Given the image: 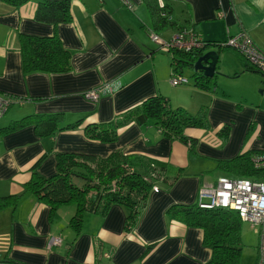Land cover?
<instances>
[{"label": "crops", "instance_id": "0c3cea01", "mask_svg": "<svg viewBox=\"0 0 264 264\" xmlns=\"http://www.w3.org/2000/svg\"><path fill=\"white\" fill-rule=\"evenodd\" d=\"M39 1L45 0H29L18 9L0 3V97L24 101L11 104L0 118V128L28 115L58 114L64 116L60 122L63 124L83 118L85 123H104L158 96L167 97L172 108L184 107L186 103L188 108L184 110L198 108L199 114L205 115L207 128L186 131L194 140L192 150L184 142L164 137L151 123L145 127L129 125L110 144L90 141L77 130L40 139L33 125L0 135V197L20 195L31 177L30 168L44 154L47 157L37 168L43 177L56 172V156L61 153L108 158L119 152L126 158L136 156L166 166L164 180L149 193L130 232L124 231L127 213L121 205H112L103 216L86 212L76 234L69 227L75 213L73 206L50 213L30 194H23L14 209L0 211V261L206 263L211 251L202 244V231L170 220L167 211L175 205L193 204L203 184L220 178L212 173L218 161L248 151L264 152V109L247 103L242 106L219 90L217 81L210 91L195 86L178 90L181 85L170 83V55L151 40V34L160 39L169 30L168 41L184 28L193 30L204 41L224 43L245 32L260 49L264 0H172L171 20L182 27L159 33L152 32L143 0H71L72 21L58 25L35 21ZM21 35H56L71 54L70 71L25 74L19 46ZM209 51L216 48H206L203 55ZM179 75L185 78L183 70ZM89 92L97 94L95 101L85 97ZM13 106L20 109L19 113L7 114ZM224 127L228 129L226 138L220 132ZM54 238H60L61 243L53 244Z\"/></svg>", "mask_w": 264, "mask_h": 264}, {"label": "trees", "instance_id": "16d2710c", "mask_svg": "<svg viewBox=\"0 0 264 264\" xmlns=\"http://www.w3.org/2000/svg\"><path fill=\"white\" fill-rule=\"evenodd\" d=\"M164 1L166 3L160 6L157 0H143L151 18L154 33H159L166 28L176 30L182 27L181 25L178 27L177 23L171 20L172 7L169 2L172 0ZM27 2L29 0H0V3L15 9ZM70 5L71 0L39 1L36 4L34 19L49 25L70 23L72 21ZM203 42L201 49L176 50L167 53L171 59V71L179 75L184 68L192 69L193 64L208 47H215L218 54L231 49L222 46L221 43L204 40ZM19 46L25 74H58L69 72L71 69V54L63 48L56 35L46 38L21 35ZM242 59L245 61L246 71L257 73L264 80V74L245 58L242 57ZM193 76L195 87L207 91L215 88L214 78L210 79L201 73L194 72ZM9 100L11 104L24 102L12 97H9ZM63 118L64 116L58 114L28 115L0 128V135L33 125L40 139L54 137L67 130H77L90 141L110 144L116 142L121 130L129 125L145 127L151 123L164 137L184 142L192 150L194 140L186 135V131L207 128L204 113L200 115L198 113L196 116L187 115L181 107L172 108L169 99L165 96L148 98L139 106L117 114L111 121L104 123H85L83 118L63 124L60 123ZM227 131V127L220 131L225 138L228 136ZM262 155L264 152L248 151L233 159L218 161L212 173L230 179L264 180V169H255V163L252 162L253 158ZM46 157L47 154L42 155L32 165L31 177L20 195L0 197V211L14 209L23 194L27 193L38 204L48 207L50 213L56 212L61 207L73 206L75 213L69 221V227L76 234L80 232L86 212L103 216L115 204L125 208L127 215L124 231L130 232L146 206L149 193L157 182L164 180L163 173L166 170V166L159 162L143 160L136 156L126 158L119 152L108 158L61 153L56 156V172L49 177H43L37 173V168ZM145 172L148 173L149 178L144 176ZM167 216L170 220L177 221L188 228L202 231V244L211 251L210 259L204 264H239L242 250V221L235 212L221 208L200 209L196 195L193 204L172 206L167 211ZM152 247L153 245H150L149 249Z\"/></svg>", "mask_w": 264, "mask_h": 264}, {"label": "built area", "instance_id": "2783aa9c", "mask_svg": "<svg viewBox=\"0 0 264 264\" xmlns=\"http://www.w3.org/2000/svg\"><path fill=\"white\" fill-rule=\"evenodd\" d=\"M157 1L160 6H163L162 0ZM151 40L158 43L165 53L201 49L204 45L202 37L191 29L178 30L166 43L154 34H151ZM221 45L237 51L264 74V52L257 48L245 32L229 37ZM170 83L174 86H184L188 84V81L172 71ZM85 97L95 101L97 94L89 92ZM10 106L9 99L0 97V118ZM252 162L255 163V169H264V155L253 158ZM197 204L200 209L221 208L233 211L242 222L250 224L258 236L257 264H264V180L220 177L215 182L203 184L198 189ZM51 242L59 245L61 240L54 238ZM0 264L15 263L3 260Z\"/></svg>", "mask_w": 264, "mask_h": 264}, {"label": "rangeland", "instance_id": "374dc122", "mask_svg": "<svg viewBox=\"0 0 264 264\" xmlns=\"http://www.w3.org/2000/svg\"><path fill=\"white\" fill-rule=\"evenodd\" d=\"M170 35L171 31L169 30L161 34V41L166 43L167 41L165 40H167V37ZM260 36L261 41L259 47L264 51V31H262ZM244 65L245 61L238 53L231 49H226L219 55V60L217 62L215 71L217 74L214 75L213 78L215 81H217L219 90H223L226 92V94H230L231 97L236 102L242 104V106L247 103L253 106H261L264 109V80L257 73L250 71L244 72ZM183 76L188 79V84L179 86L177 89L181 90L192 88L195 83L193 70L190 68H184ZM261 91H263L262 94L260 93ZM185 106L183 107V105H180V107L184 109L188 108V103H186ZM197 109L190 108L189 111L186 109L185 110L190 116H196L199 113V109ZM19 111L20 109L17 106H13L7 114L14 112L17 114ZM144 176L149 178L147 172L144 173ZM241 248L242 250L239 264H256L258 236L255 233L254 228H252V226L246 222L241 223ZM2 257L3 253L0 251V260H2Z\"/></svg>", "mask_w": 264, "mask_h": 264}, {"label": "water", "instance_id": "95a60500", "mask_svg": "<svg viewBox=\"0 0 264 264\" xmlns=\"http://www.w3.org/2000/svg\"><path fill=\"white\" fill-rule=\"evenodd\" d=\"M218 60V52L209 51L197 59L192 66V70L194 73H201L204 77L211 79L217 74L215 71ZM260 93L262 94L263 91Z\"/></svg>", "mask_w": 264, "mask_h": 264}]
</instances>
